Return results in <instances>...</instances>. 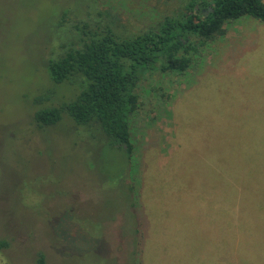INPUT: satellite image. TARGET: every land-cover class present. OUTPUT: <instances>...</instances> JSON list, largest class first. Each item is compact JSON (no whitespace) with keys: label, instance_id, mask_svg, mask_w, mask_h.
I'll return each mask as SVG.
<instances>
[{"label":"rangeland","instance_id":"374dc122","mask_svg":"<svg viewBox=\"0 0 264 264\" xmlns=\"http://www.w3.org/2000/svg\"><path fill=\"white\" fill-rule=\"evenodd\" d=\"M186 2L0 0V240L7 242L0 264H38L40 255L43 264H264V239L257 251L238 229L245 223L260 237L263 207L244 201L238 210L245 214L226 212L223 223L205 216L203 206L216 184L228 189L229 178L241 184L239 194L252 193L247 170L264 167L263 23L228 25L186 75L143 79L130 118L141 151L131 165L97 127L78 126L66 114L41 128L33 119L35 98L49 92L53 103H65L78 94L77 83L54 84L45 68L59 44L74 38L61 13L84 21L100 12L102 21L133 34L185 11ZM239 154L247 160L237 161ZM139 160L140 262L127 187Z\"/></svg>","mask_w":264,"mask_h":264},{"label":"trees","instance_id":"16d2710c","mask_svg":"<svg viewBox=\"0 0 264 264\" xmlns=\"http://www.w3.org/2000/svg\"><path fill=\"white\" fill-rule=\"evenodd\" d=\"M184 9L185 11L174 16L164 17L141 33L133 34L117 28L110 21H102L100 12L84 21L69 19L70 11L61 13L60 24L70 20L67 30L74 32V38L59 44V49L45 62V68L54 84L77 83L78 94L73 100L65 103H53L49 92L35 98L34 103L38 106L33 117L35 124L40 128L52 126L66 114L78 126L97 127L110 145L125 153L126 162L131 165L132 158L141 151L133 137L130 118L138 108V90L143 79L152 73L162 76L186 75L194 67L198 57L207 50L210 42L224 37L226 27L242 18H252L264 24L262 0H187ZM241 50V47H235V52ZM200 64L202 70L199 74H202L206 62L202 59ZM150 143L141 146V159ZM244 156L246 155L239 154L237 161H240L239 157L246 159ZM140 160L138 169L132 171L127 181L132 195L129 206L138 221L135 229L137 250L133 252V256L137 255L139 262L145 243L143 206L140 202L143 166ZM246 178L249 179L246 189L255 188L252 193L239 194L236 187L241 184H232L230 178L228 189L222 182L219 185L220 190H217L216 184L211 193L212 201L206 200L203 203L205 210H208L205 216L218 215L224 223L226 212H229V215L230 211L237 215L245 214V210H238L244 201L252 209H264V184L259 185L264 183V167L258 174L247 170ZM231 194L232 206L231 197L229 198ZM231 217L232 215L229 228H233ZM222 228L225 239L226 226L222 224ZM238 229L249 237L245 245H250L257 251L263 248L260 241L264 239V232L258 237V228L248 227L245 223ZM130 236L133 239L132 234ZM6 247L7 242L0 240V249ZM39 257L38 264H43V255Z\"/></svg>","mask_w":264,"mask_h":264}]
</instances>
